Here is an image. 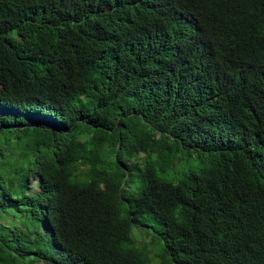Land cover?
I'll return each instance as SVG.
<instances>
[{
    "label": "trees",
    "instance_id": "obj_1",
    "mask_svg": "<svg viewBox=\"0 0 264 264\" xmlns=\"http://www.w3.org/2000/svg\"><path fill=\"white\" fill-rule=\"evenodd\" d=\"M0 264H264V0H0Z\"/></svg>",
    "mask_w": 264,
    "mask_h": 264
},
{
    "label": "clouds",
    "instance_id": "obj_2",
    "mask_svg": "<svg viewBox=\"0 0 264 264\" xmlns=\"http://www.w3.org/2000/svg\"><path fill=\"white\" fill-rule=\"evenodd\" d=\"M230 48H231V43L229 44Z\"/></svg>",
    "mask_w": 264,
    "mask_h": 264
}]
</instances>
